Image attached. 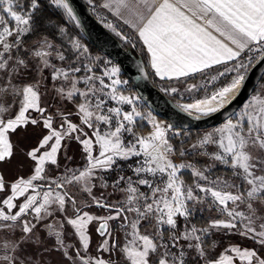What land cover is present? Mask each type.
Masks as SVG:
<instances>
[{"label":"snow or ice","instance_id":"1","mask_svg":"<svg viewBox=\"0 0 264 264\" xmlns=\"http://www.w3.org/2000/svg\"><path fill=\"white\" fill-rule=\"evenodd\" d=\"M87 4L162 81L224 66L209 83H226L179 105L195 119L264 63V0ZM82 32L72 0H0V264H264V86L191 137L141 110Z\"/></svg>","mask_w":264,"mask_h":264},{"label":"water","instance_id":"2","mask_svg":"<svg viewBox=\"0 0 264 264\" xmlns=\"http://www.w3.org/2000/svg\"><path fill=\"white\" fill-rule=\"evenodd\" d=\"M72 5L80 17L82 33L89 43L118 64L124 77L129 80L130 87L142 97L143 102L174 128L203 129L222 122L247 99L264 73V63L255 65L250 69L240 95L227 109L199 120L195 119L176 107L169 97L152 83L142 60L122 46L118 38L94 16L84 0H72Z\"/></svg>","mask_w":264,"mask_h":264},{"label":"rangeland","instance_id":"3","mask_svg":"<svg viewBox=\"0 0 264 264\" xmlns=\"http://www.w3.org/2000/svg\"><path fill=\"white\" fill-rule=\"evenodd\" d=\"M85 2H86V4H87V0H84ZM87 6H88V8L91 10V12L94 14V16L101 22V20H104L105 22H109V23H113L114 25H116V23L118 22L115 18H113L112 16H110L104 9H100L99 7L95 10V12L89 7V5L87 4ZM103 24V23H102ZM70 30H72V29H70ZM82 35V34H81ZM117 37V36H116ZM117 38H119V37H117ZM92 51V53L94 54V55H101V56H105V55H103L101 52H96L95 50H91ZM114 63V62H113ZM216 75V74H215ZM211 76H213V75H211ZM122 78L123 79H126L123 75H122ZM166 80V79H165ZM191 79H189V80H186V79H184V80H182L181 82H180V80H177V81H179V82H177V81H168V82H165V81H162V82H159V85H158V87L160 88V89H162V88H164V89H168V88H173V87H175V88H177L178 89V91L176 92V93H169V92H165V91H163L164 93H166V95L169 97V99L172 101V103H174L175 105H177V106H179V105H181V104H184V103H191V102H188V100L189 101H191V100H193L192 102H194V101H196V100H198V99H202V98H204L205 96H207V95H210L211 94V92L212 91H214L216 88H218V87H220V86H222L224 83H226V82H220V80H218V81H215V82H212V83H209V81L211 80V77H208L207 79H205V80H200L199 82H198V84H192V83H187V81H190ZM192 86H195V87H192ZM262 86H264V79H263V81H261L260 83H258V85L256 86V89L254 90V92H251V94L247 97V99L230 115V116H233V114L234 113H237V112H239L240 111V109H241V107H242V105L244 104V103H246L248 100H249V98L252 96V95H254V94H256V93H258L260 90H261V88H262ZM129 89L133 92V93H135V94H137L131 87H130V84H129ZM189 88H191L192 90L191 91H189L188 89ZM138 95V94H137ZM139 107L141 108V110H143V111H145V112H147V111H151L152 112V114L154 115V116H156V118H157V120H159V121H162V122H164V123H166V124H169L166 120H164V119H162L161 117H159L157 114H155L151 109H150V107L147 105V104H145L144 102H143V100L141 99L140 101H139ZM230 116H228V117H230ZM227 117V118H228ZM225 120V119H224ZM223 120V121H224ZM223 121L222 122H220V123H218V124H216V125H214V126H211V127H208V128H203V129H192V131L189 133L188 131H181L182 133H185V134H188V135H190L191 137H196L197 135H201V134H203L204 132H206V131H210V130H212L213 128H215V127H217V126H219L220 124H222L223 123ZM177 130H179L178 128H176ZM147 128L144 130V132H145V134H146V132H147ZM82 163V161H80V159H79V156L77 155V158H76V160H74L73 162H71L70 163V167H75V166H78V165H80ZM4 171L6 172V173H9L8 175H9V178L10 177H12L13 175H14V172H15V167L14 166H9V165H5L4 166Z\"/></svg>","mask_w":264,"mask_h":264},{"label":"trees","instance_id":"4","mask_svg":"<svg viewBox=\"0 0 264 264\" xmlns=\"http://www.w3.org/2000/svg\"><path fill=\"white\" fill-rule=\"evenodd\" d=\"M118 21V20H117ZM116 26H118V29L119 30H121V31H123L125 34H127V35H129V36H131V37H133L134 38V33L127 27V26H125L124 24H122V23H120L119 21L116 23ZM70 27V29H72L73 31H79V30H76V29H74V27L73 26H69ZM82 34V36H83V38L85 39V42L88 44V46H89V48L92 50H95L96 52H98L99 50H97L94 46H92L90 43H89V41L85 38V36L83 35V33H81ZM118 40L120 41V43L122 44V46L124 47V48H126L128 51H130L135 57H138V58H140L141 60H142V62L144 63V66H145V69H146V71H147V73H148V76H149V78L151 79V81H152V83L154 84V85H156V86H158L159 85V82H162V80H160V79H158L157 77H155V75L152 73V71L149 69V66H148V64H147V60H146V54H145V52L142 50L143 49V47H142V45L139 43V42H137V47L136 48H132L130 45H127V44H124L119 38H118ZM100 52V51H99ZM123 75V74H122ZM124 76V75H123ZM186 80H189V79H191V77H188V78H185ZM263 79H264V73L262 74V76H261V78H260V80L258 81V83H260L261 81H263ZM163 81H167V80H163ZM258 83L256 84V86L258 85ZM256 86L254 87V89L252 90V92H254V90L256 89ZM166 94V93H165ZM251 94V93H250ZM249 94V95H250ZM193 100H191V101H189L188 100V102H192ZM146 129V128H145ZM144 129V130H145ZM179 130H181V131H188L189 133L192 131V129H179ZM7 174H9V173H7ZM10 178H12V177H10ZM228 243V240H225V244H227ZM242 244H246L247 245V242H244V241H242L241 242ZM248 246H250V245H248Z\"/></svg>","mask_w":264,"mask_h":264},{"label":"crops","instance_id":"5","mask_svg":"<svg viewBox=\"0 0 264 264\" xmlns=\"http://www.w3.org/2000/svg\"><path fill=\"white\" fill-rule=\"evenodd\" d=\"M100 9H103V8H100ZM105 10V9H104ZM110 16H112L113 18H115L116 20H118L117 19V17H115L112 13H110V12H108L107 10H105ZM119 21V20H118ZM120 23H122L121 21H119ZM123 24V23H122ZM125 26H127V25H125ZM128 27V26H127ZM129 28V27H128ZM130 29V28H129ZM131 30V29H130ZM132 31V30H131ZM142 45V44H141ZM143 47V46H142ZM146 60H147V64H148V58H147V55H146ZM148 66H149V69L152 71V73L154 74V72H153V70L151 69V67H150V65L148 64ZM223 67L224 66H216V68H214V69H211V70H208V71H206L205 73H196V74H194V75H192V76H189V77H191V80L190 81H187V83H192V84H198V82L200 81V80H205V79H207L208 77H211V75H215L216 73H217V71H222L223 70ZM186 78H188V77H186ZM230 77H228V76H226V77H223V78H221L220 79V82H227V80L229 79ZM159 79V78H158ZM185 78H180V79H172V80H168V81H177V80H180V82L182 81V80H184ZM167 80V79H166ZM168 81H165V82H168ZM177 82H179V81H177Z\"/></svg>","mask_w":264,"mask_h":264},{"label":"bare ground","instance_id":"6","mask_svg":"<svg viewBox=\"0 0 264 264\" xmlns=\"http://www.w3.org/2000/svg\"><path fill=\"white\" fill-rule=\"evenodd\" d=\"M195 102V101H194ZM194 102H191V103H194ZM184 104H186V103H184ZM175 105V104H174ZM176 107H178L179 109H181L179 106H177V105H175ZM182 110V109H181Z\"/></svg>","mask_w":264,"mask_h":264},{"label":"built area","instance_id":"7","mask_svg":"<svg viewBox=\"0 0 264 264\" xmlns=\"http://www.w3.org/2000/svg\"><path fill=\"white\" fill-rule=\"evenodd\" d=\"M176 129V128H175Z\"/></svg>","mask_w":264,"mask_h":264}]
</instances>
